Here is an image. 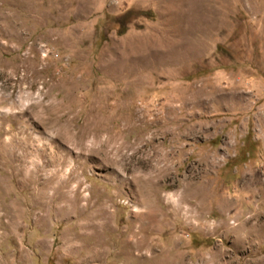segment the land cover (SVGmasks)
Returning a JSON list of instances; mask_svg holds the SVG:
<instances>
[{
    "label": "rangeland",
    "instance_id": "obj_1",
    "mask_svg": "<svg viewBox=\"0 0 264 264\" xmlns=\"http://www.w3.org/2000/svg\"><path fill=\"white\" fill-rule=\"evenodd\" d=\"M0 264H264V0H0Z\"/></svg>",
    "mask_w": 264,
    "mask_h": 264
},
{
    "label": "bare ground",
    "instance_id": "obj_2",
    "mask_svg": "<svg viewBox=\"0 0 264 264\" xmlns=\"http://www.w3.org/2000/svg\"><path fill=\"white\" fill-rule=\"evenodd\" d=\"M30 49V48H29ZM14 155V154H13Z\"/></svg>",
    "mask_w": 264,
    "mask_h": 264
}]
</instances>
